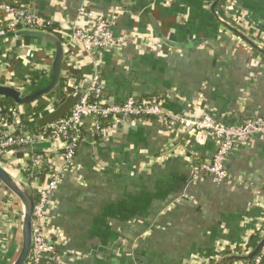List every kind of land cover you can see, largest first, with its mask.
Listing matches in <instances>:
<instances>
[{
    "label": "crops",
    "instance_id": "1",
    "mask_svg": "<svg viewBox=\"0 0 264 264\" xmlns=\"http://www.w3.org/2000/svg\"><path fill=\"white\" fill-rule=\"evenodd\" d=\"M4 1L56 24L82 7L113 18L122 40L96 56L108 103L160 95L163 108L188 116L208 111L225 124L264 118V55L215 16L264 47V0H219L213 9L215 0ZM71 43L50 98L82 87L93 72L91 58ZM52 55L41 40L0 37V84L23 92L40 86ZM215 150L214 137L167 131L157 118L111 121L98 131L89 122L74 166L51 193L60 234L53 264H214L225 250L250 254L264 231V138L230 153V180L215 182L201 170L193 176ZM0 185L3 196L9 190ZM10 219L9 230L0 216V264H11L19 248Z\"/></svg>",
    "mask_w": 264,
    "mask_h": 264
},
{
    "label": "built area",
    "instance_id": "2",
    "mask_svg": "<svg viewBox=\"0 0 264 264\" xmlns=\"http://www.w3.org/2000/svg\"><path fill=\"white\" fill-rule=\"evenodd\" d=\"M0 11L5 14L0 36L17 30L53 33L51 29L54 27L59 31L64 54L73 42L93 61V72L84 93L67 115L52 124L29 130L26 122L35 119L32 108L26 110L23 106L0 105V162L8 166L11 163L8 160L14 158L10 165L18 168L21 177L36 191L31 247L26 264H53L56 254L53 257L49 254L54 252L60 234L51 224V193L60 182L62 173L74 166L85 119H91L96 131L103 122L123 123L128 119L152 117L157 118L167 131L184 130L210 135L216 140V150L208 162L193 168V176L201 170L215 182L231 179L226 162L233 150L249 143L256 135L264 138V118L260 116L236 124H225L208 111L199 116H188L167 110L162 106L160 95H153L147 100L130 96L121 103H108L99 70L100 61L96 56L101 50L113 48L122 40L112 32L113 18L94 15L82 7L74 18L56 24L51 18L30 13L23 4H9L2 0ZM18 152L21 157L15 155ZM39 174H43L42 180ZM263 236L264 231L257 242ZM252 260L253 264H264V243Z\"/></svg>",
    "mask_w": 264,
    "mask_h": 264
},
{
    "label": "water",
    "instance_id": "3",
    "mask_svg": "<svg viewBox=\"0 0 264 264\" xmlns=\"http://www.w3.org/2000/svg\"><path fill=\"white\" fill-rule=\"evenodd\" d=\"M215 0L212 4V9L218 3ZM217 20L227 29L234 32L243 42L250 48L264 55V47L255 43L241 31L237 30L234 26L226 22L223 18L215 15ZM4 39H20V38H33L41 40L49 44L53 48V55L48 71L46 80L43 84L34 89L23 92L18 90L15 86L0 84V98H10L16 106L31 105L41 98L57 92L58 86L61 83V75L64 61V49L61 38L53 33L46 31L35 30H17L16 32H8L0 36ZM196 43V42H194ZM89 80H85L84 85L78 89H74L66 94H60L61 100L52 109L38 116L26 125L29 127H42L44 125L52 124L65 115H67L72 106L78 102L85 89L87 88ZM0 182L20 201L22 205V224H21V243L17 250V254L11 264H26L29 255L32 239V215L33 207L35 204V194L27 184L24 177L15 178V176L6 169L0 162ZM264 243V236L257 242L252 252L248 255L242 256L239 254H227L219 258L214 264H227L233 260L246 261L253 258L258 252L261 245Z\"/></svg>",
    "mask_w": 264,
    "mask_h": 264
},
{
    "label": "rangeland",
    "instance_id": "4",
    "mask_svg": "<svg viewBox=\"0 0 264 264\" xmlns=\"http://www.w3.org/2000/svg\"><path fill=\"white\" fill-rule=\"evenodd\" d=\"M213 4H214V2H213ZM50 99V101L47 103V102H45V101H43L44 102V104L43 105H41L40 103H38V101H37V105H36V102L35 103H33V104H31V105H22L23 107H25V109L26 110H29L30 108H32L33 109V111H34V109H38V108H41V110H40V112H38L39 114L40 113H44V112H46V111H48L49 109H52V108H54L55 106H56V104L61 100V96L59 95H56L54 98L55 99H53V98H50L49 96H46V97H43V99L44 100H46V99ZM35 105H36V107H35ZM21 107V106H20ZM35 113H37V112H35ZM11 159V158H10ZM12 160V161H11ZM11 160H8V161H10L11 163H9V164H12L13 163V160H14V158H12ZM6 163V162H5ZM4 166V165H3ZM5 167H6V169H8L10 172H11V169H13V174H15V175H17V176H19L20 175V170L18 169V168H15V166L13 167H11V169L9 168V166H7V165H5ZM8 167V168H7ZM21 176V175H20ZM0 184H2V183H0ZM0 186H2V185H0ZM7 190V189H6ZM7 193L5 194V195H0V206L2 207V213L0 214V216H1V219L2 220H4L5 222H6V226H7V228L9 227V230L12 228V226L11 225H9L10 223H11V219L10 218H13L12 219V221H13V233H14V241L16 242L17 241V243H18V245H20V243H21V238H20V240H19V238H18V235H17V232L15 233V231H20V235H21V224H22V214H23V211H22V205H21V203H20V201L10 192V191H6ZM7 194H11V195H7ZM16 217V218H15ZM11 226V227H10ZM8 230V231H9ZM7 235L9 234V232L8 233H6ZM3 238H4V245L6 246V248H4L3 250H5L6 251V249H7V247H8V245H9V236H3ZM6 239V240H5ZM15 242H13L12 244H13V247L15 246ZM15 248V247H14ZM17 248V247H16ZM17 250H18V248H17ZM4 254V253H3Z\"/></svg>",
    "mask_w": 264,
    "mask_h": 264
},
{
    "label": "trees",
    "instance_id": "5",
    "mask_svg": "<svg viewBox=\"0 0 264 264\" xmlns=\"http://www.w3.org/2000/svg\"><path fill=\"white\" fill-rule=\"evenodd\" d=\"M2 1H4V0H2ZM9 4H11V3H9ZM51 31L60 38L59 31L56 30V28L52 27ZM69 73H71L73 76H77V74H79L76 70H73L72 68L69 70ZM40 104L42 105V103H40ZM0 105H2V106H15L14 102L10 98H0ZM40 110H41V108L34 109V111H36L37 113H35V115L33 117L36 118L38 116V114H39L38 112H40ZM89 122H91V119H89V118L88 119H85L84 124L82 125V136H81L82 138L84 136V129L89 126ZM103 123H108V122H103ZM28 129L30 130V129H34V128L33 127H28ZM15 155L17 157H21L22 154L20 152H18V153H15ZM38 177L40 178V180H42L43 174H39ZM33 193L36 196V191H33ZM57 253H59V251L57 250V247H55L54 252L51 253V254H49V256H52L53 257ZM228 253H229V251L228 250H225L223 255L228 254ZM247 263L248 264H253V260H248Z\"/></svg>",
    "mask_w": 264,
    "mask_h": 264
}]
</instances>
